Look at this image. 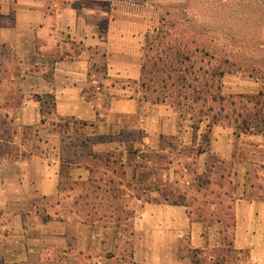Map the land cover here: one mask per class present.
Instances as JSON below:
<instances>
[{
  "label": "crops",
  "instance_id": "1",
  "mask_svg": "<svg viewBox=\"0 0 264 264\" xmlns=\"http://www.w3.org/2000/svg\"><path fill=\"white\" fill-rule=\"evenodd\" d=\"M151 1L0 0V264H264V136L242 134L259 151L242 157L232 127L150 100ZM208 129L199 158L228 162L236 179L229 223L125 184L142 150L168 140L175 160ZM114 165L121 183L108 180Z\"/></svg>",
  "mask_w": 264,
  "mask_h": 264
},
{
  "label": "rangeland",
  "instance_id": "2",
  "mask_svg": "<svg viewBox=\"0 0 264 264\" xmlns=\"http://www.w3.org/2000/svg\"><path fill=\"white\" fill-rule=\"evenodd\" d=\"M120 1L145 3L150 0ZM150 4L160 11L156 25L161 29L153 51L157 61L160 62L161 55L164 54L167 60L169 56L174 69L182 67V73L187 69L195 75H203L200 69H222L225 72L221 81L222 92L226 97H234L237 102L239 95L261 94L258 99H252L247 104L246 112L250 123L248 131L242 132V119H237L236 115L231 113V118L224 117L227 111L231 112L229 105L224 116L218 119V125L230 126L238 135L237 153L242 157L245 154L259 153L256 148L251 147L255 143L240 137L242 134L264 136V0H189L186 11L168 9V0H152ZM168 26L172 29L171 34H168ZM208 53L209 56L206 55ZM156 68L164 72L168 70V64L165 67L157 65L153 69ZM212 107V111L204 109L209 115V119H206L209 127L214 124L211 119L221 106L217 103ZM176 109L179 111L177 107ZM257 111L261 115L256 117ZM191 114H194L196 121L200 120V114ZM28 134L31 135V132ZM209 141L208 129L201 147L181 153L176 151L174 154L178 158L175 160L168 155V140L163 144L165 151L142 150V161L134 164L139 176L134 183L125 184L134 187L146 201L150 199L154 202L185 203L196 218L211 216L229 223L232 218L231 209L237 199L236 179L228 162L217 158H199V154L208 148ZM129 154L136 155L139 151L130 147ZM110 169L118 177L110 176L109 181L121 183L125 180L123 168L114 165ZM171 169L173 172L170 173ZM255 184L261 185L260 181Z\"/></svg>",
  "mask_w": 264,
  "mask_h": 264
},
{
  "label": "trees",
  "instance_id": "3",
  "mask_svg": "<svg viewBox=\"0 0 264 264\" xmlns=\"http://www.w3.org/2000/svg\"><path fill=\"white\" fill-rule=\"evenodd\" d=\"M15 1L16 0H12V3H15ZM169 29L170 26H168V34L170 33ZM155 44L156 42L149 41L148 48L154 51ZM206 55L209 56V53ZM161 56L162 58L159 62L156 60L157 58L152 55V53L150 54V56L147 55V61L143 67L141 86L144 92L148 94L150 100L154 102L168 101L179 109L182 117L190 116L192 119H196V117H194V114H191L195 113L197 115H201L200 120L209 119V115L204 112L205 108H209V110L212 111V106L220 103L221 107L219 108V111H217L211 119L214 123L212 126L219 124L218 119L221 118V116H224L223 113L227 111V105H229L231 112L227 111L224 117L228 119L231 118L232 115H236L237 119H242V125L244 128V131L242 132L244 133L245 131L249 130V115L248 112H246V108L248 106L247 104L250 103L252 99H258L259 95L261 94L257 96L239 95V101L237 102L233 99L234 97H226L222 92L223 88L221 81L225 76V72L222 71V69H200V72H202L203 75H195V73L193 72L189 73L187 69H185L184 73H182V67L174 69L173 62L170 63L169 56L168 60L167 56L164 57V54ZM164 61H166V63ZM159 64L162 67H165V64H168V70H165L163 72L162 69H153L157 65L159 67ZM214 89L216 90L215 92ZM54 106L55 105L53 102L52 108H54ZM236 107H238V109H236ZM256 107L258 108V104L256 105ZM262 109H264V104L262 105ZM255 114L256 117L258 115H261L259 112L258 114ZM44 121L45 119L43 120V122ZM206 149H204V151L202 152H205ZM139 197L141 198V196ZM147 201L151 200L149 199Z\"/></svg>",
  "mask_w": 264,
  "mask_h": 264
}]
</instances>
